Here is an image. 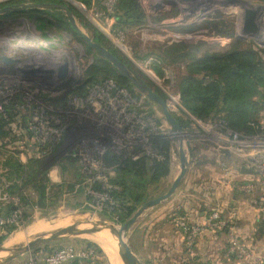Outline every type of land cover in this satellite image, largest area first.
<instances>
[{
    "label": "rangeland",
    "instance_id": "rangeland-1",
    "mask_svg": "<svg viewBox=\"0 0 264 264\" xmlns=\"http://www.w3.org/2000/svg\"><path fill=\"white\" fill-rule=\"evenodd\" d=\"M26 1L27 3H39L37 0ZM116 2L117 0H96L92 1L91 7L88 8L79 0H60V3L73 10V15L84 33L89 34L91 38L94 29L103 34L111 47L141 72L151 82L154 90L167 98V104L174 116L184 122L191 121L192 123L189 127L182 129L184 146L190 163L187 176L170 200L148 211L140 218L143 219L148 213H153L154 218L157 217L159 222L156 223V220H153L147 228H144L145 230H142V232H149V235L146 233L142 235L141 231L137 233L140 229V219L133 231L130 232L131 243L136 255L143 264H255L228 256L231 245L228 234L230 232L245 249L260 255L261 262L258 264H264L262 254L253 250L256 247L264 248V239L251 246L236 229L237 212L228 211V208L224 211V217L228 221L227 232L206 231L196 237L193 245L186 241L181 230V223L202 225L211 210L222 201V197H218V193L221 192L218 189L231 188L229 185H224L226 177L235 181L232 171L246 161L244 156L236 150V146L231 143L232 139L228 135L231 131H225L219 124H211L212 129L206 131L205 127L208 124H203L184 109L176 87V81L186 73L184 66L163 67L153 56L145 60L141 59L145 55L165 47L164 45L171 46L172 43L182 40L189 43H206L204 52H225L230 49L232 41L243 42L257 52H264V0H137L147 21L143 26H132L127 32L122 30V26L114 16ZM20 4H22L20 0H0L2 9ZM250 12L258 17L255 22L258 28L256 35L246 34L247 27L248 29L251 27L249 26L251 25L249 23ZM158 20L161 22H155ZM37 23V21H31L26 17L2 19L0 16V103L6 102L8 105L14 98H21L23 104H17L16 110L20 112V118L25 117L28 120L26 127V123L21 124L20 119L8 127L11 135L0 143V159L4 160L7 152L11 151V153L19 152L20 161L24 163L28 161L26 158L29 149L23 145L24 139L22 138L26 136V133L30 135L28 126L32 117V107L41 102L53 124L60 125L59 128L63 132L60 144L56 146L53 153L43 158L36 153V158H42L40 159L42 161L41 170L47 172L51 184L62 185L64 182H71L70 174L65 175L63 169L64 161L71 157L76 161V167H81L82 170L87 169L88 174L91 175L95 171L101 172L96 179L104 181V173L113 177V172L105 170L103 159L100 164L99 153L104 154L105 152L106 154L110 150L123 156V159H127L130 153L137 151L134 149L138 146H143L149 152L153 147L151 139L157 135H163L173 145L172 168L168 177L161 180L159 184L151 186L150 192H152V199L164 195L178 177L180 163L178 147L170 137V127L164 120L159 107L145 101V98L138 92L136 93L141 96L139 102L129 95V97L131 96V106L127 114H134L137 121L130 120L128 122L117 114L114 116L105 105L97 102L91 103L89 92L85 99H75L74 96L66 94L68 92V88H65L67 83L64 88H61L64 83L58 78H51L50 72L65 62L69 63L70 74L69 78L67 77L65 80L72 81V85L68 84L71 87V92L77 86L84 84L86 72L93 65L97 56L72 33L59 29L56 23L52 22L51 26L48 24L43 28H40ZM226 37H232V40H221ZM21 41L26 43L21 45ZM260 55L264 60V54ZM2 57L17 62L6 66L1 61ZM155 66L161 67L164 77H160L154 72L153 67ZM28 76L36 81L33 84L32 81L28 82ZM92 88L98 89L97 92L101 95H103L102 90L108 91L106 86L97 85ZM64 93L67 95L64 97H67L66 106L56 108L47 102L49 99H60ZM262 114L260 123L263 120ZM138 117L141 120L139 123H144L149 127L153 124L159 129L158 132L151 128V130L148 129L151 131L149 138L148 135H143L140 132ZM231 134H237L243 140L246 137H251L264 142V130L262 129L260 134L254 136L236 132H231ZM230 152L233 153L232 157H227L226 161H222L226 153ZM247 152L248 150H245V154ZM5 170L7 169L0 164L1 177H6V172H1ZM226 172H229L227 176ZM3 182L5 183V181ZM2 189L4 187L0 190ZM258 195H264V191ZM13 197L19 200L21 216L13 224L16 230L10 234L0 248L30 241L28 239L30 235L25 236L24 232L38 220L56 225L52 226L48 232L58 229L57 226L62 228L73 225L74 223L71 222L73 215L79 214L94 217L97 221L116 223L118 227L122 226L109 218L111 211L105 209V204L103 205L105 198L101 195L96 196L99 199L98 203L90 205L91 210L88 211L73 209L78 200L69 194L54 198L52 202L49 201L48 208H45L44 211H41L37 206H34L33 210L26 208L35 202V195L30 187L23 188L21 195ZM22 198L26 199L28 205L22 203ZM246 198L250 204L249 197L246 196ZM87 207L88 204L83 206V208ZM251 207L258 214V209L253 205ZM184 209H191L192 217H187L189 215H185L186 213L183 215ZM27 210L32 213L29 219L24 218V213ZM201 214H204V217L200 219ZM83 226L79 227L82 231L86 230ZM239 227L240 225L237 226V228ZM16 235L23 237L22 241L12 242ZM83 236L70 237L53 243L42 248L41 253L49 254L67 248L81 250L86 243H93L101 251V259L104 264H111L107 252L97 243L89 241ZM115 243L114 241L111 244L112 248ZM252 247L254 248L251 249ZM36 254V252L26 254L9 264H28L30 259L37 257Z\"/></svg>",
    "mask_w": 264,
    "mask_h": 264
},
{
    "label": "trees",
    "instance_id": "trees-1",
    "mask_svg": "<svg viewBox=\"0 0 264 264\" xmlns=\"http://www.w3.org/2000/svg\"><path fill=\"white\" fill-rule=\"evenodd\" d=\"M20 1L22 4L27 3L26 0ZM37 1L41 4H62L60 0ZM79 1L89 8L92 5V1L96 0ZM116 3L114 16L120 26H122V30L127 32L132 26H143L146 23L147 19L140 10L137 0H117ZM1 7L0 9H2ZM70 11L73 13V10L70 9ZM11 17H26L31 21L35 20L40 28L48 24V26H51L52 22H54L59 29L72 33L75 38L88 47L74 31L67 18L60 12L26 10L1 16L2 19ZM155 22L160 23L161 20ZM85 27L87 26L85 25ZM92 39L133 69L152 88L151 82L141 72L136 70L128 60L123 59L116 49L111 47L108 39L103 34L94 29ZM221 40L230 41L232 37L222 38ZM164 46L141 59L145 60L153 56L159 61V65L163 67L184 66L186 73L176 81V87L184 109L191 116L203 124H221L231 132L246 136H254L261 133L259 125L260 115L264 113V60L260 54H264L263 51L257 52L252 47L246 46L239 41H232L230 49L225 52H204L206 43H189L185 40L172 43L171 46ZM88 49L91 50L89 47ZM96 56L95 62L86 72L84 84L77 86L69 95L85 99L90 88L101 85L106 81H113L119 89L128 91L135 101L139 102L141 96L136 93L137 91L131 83L121 77L107 61L98 55ZM160 66L153 67L154 72L160 77H164V71ZM154 91L167 102L165 96L156 90ZM66 99L67 97H61L58 100L49 99L47 102L58 108L66 106ZM144 100L146 101L147 99ZM147 102L149 101L147 100ZM17 104H23L19 97L14 98L6 105L4 114H0V143L11 135L8 127L16 123V120L20 119L21 124L28 122L27 118H20V112L16 110ZM174 117L181 129H185V127H189L192 124L191 121L184 122L176 116ZM27 125L26 123L25 127ZM25 135L22 138L24 139L23 145L29 149V152L41 154L32 139L31 133L30 135L27 133ZM13 141H16V139H13ZM151 144L154 156L142 151H135L130 153L127 159H123V156L117 155L110 150L107 151L103 157V167L105 170L113 172V177L104 173L108 181L107 185L101 182L92 183L94 177L85 174L81 167H76V161L72 157L64 161L65 165H63L65 166L63 168L64 173H66L65 175L70 174L71 182L54 185L51 184L47 172L41 170L42 161L39 158L28 152L27 164H23L18 158L19 152L11 153L12 156L8 157L4 163V168L7 169L6 178L8 182L12 183L7 191L10 195L19 196L23 188L30 187L35 195V202L30 207L26 206V208L33 210L34 206H37L41 211L48 208V203L49 201L52 202V199L60 198L62 195L67 194L76 197L78 200L73 209L91 210L90 205L97 203L95 198L89 194V191H92L108 197L109 200L105 204V209L111 211L109 218L123 225L144 203L152 200L151 186L159 184L161 180L170 175L172 168V142L163 135H157L151 139ZM133 157H137V159L134 160ZM22 203L28 205L25 198H22ZM85 204H88L87 208H83ZM14 210L15 208L12 205L9 206L5 216L11 215ZM31 216L32 213L28 212V210L24 213L25 219H29ZM15 230L16 227L14 225L0 227V246ZM223 232L225 233L227 230ZM87 249H94L99 257L102 255L101 251L93 243H86L83 250ZM40 251L42 249L36 251V253ZM52 253L50 252L49 254ZM97 264H104V262L98 258Z\"/></svg>",
    "mask_w": 264,
    "mask_h": 264
},
{
    "label": "built area",
    "instance_id": "built-area-1",
    "mask_svg": "<svg viewBox=\"0 0 264 264\" xmlns=\"http://www.w3.org/2000/svg\"><path fill=\"white\" fill-rule=\"evenodd\" d=\"M9 65L10 64H7L6 66ZM25 73H24V77H25ZM29 77L30 76H28L27 78ZM65 79H67V77ZM28 80H29L28 82L32 81V84L34 81H36L30 78ZM66 81L68 80H61V82L63 83H65ZM98 86H102V87L106 86L108 87V91L105 92L102 90L103 95H101L100 93L97 92L98 89L95 90L94 88H92L89 91V99L91 103L97 102V103H101L102 105H105L107 108H109L112 111L114 116L115 114H117L119 117L124 118V120L128 122H130V120H136L135 118L136 116L134 114H130V113L127 114L128 109L130 110V106H131V102H130L131 96L129 97V95L131 94L128 91L124 89H119L116 83H114L113 81H106ZM63 95L64 94H62V96ZM74 98L76 99L78 97L74 96ZM95 103H93V105ZM6 105H7L6 102L4 104L0 103V114H4V107ZM262 118H263L262 123H260L261 126L259 125L260 130L261 129L264 130V114H262ZM139 120L140 118L138 117V123L141 121ZM139 124L141 128L140 132L143 135L145 134L148 135V138L150 137L149 134L151 133L150 131L151 128L155 132H158L159 130L153 124L150 125V127L145 125L144 123H139ZM221 126L225 131L228 130L223 125ZM59 127L60 125L53 124L52 119L48 117L46 113V109L44 108L41 102L39 104H35L32 107V117L29 124V132L31 133L35 145L38 147V150L41 153L39 154L40 157L43 158L45 156H49L51 153H53L55 147L58 144H60L59 142L62 139L63 132L60 130ZM211 129H212L211 125H207V127H205L206 131H209ZM228 135L232 139L231 143H233L236 146V150L240 152L242 156H244V159L247 164L246 165L247 169L251 171L256 176L257 179L244 181V182H237L229 178L227 179L226 177L224 185H229L237 193L249 197L250 204L258 209L259 219L264 231V195L262 196L258 195V193L264 191V142L251 137L249 138L246 137L245 140H243L240 139L237 134H231V132H229ZM141 143L143 144V142ZM134 150L145 152L146 154L151 156L155 155L152 149L148 152L146 149L143 148V146L141 147L138 146ZM245 150H248L246 154H245ZM104 154L103 153L98 154L99 157L98 161H100V164H101V160L104 157ZM82 158H85V156H82ZM133 159L136 160L137 157H133ZM83 172L89 175L90 177H94L92 183L101 182L104 185H107L108 183L106 177H103L104 181H102L101 179H96L101 172L95 171L91 175L87 173V169L86 170L84 169ZM228 174L229 172L225 173L226 176ZM11 185H12L11 183H6V182L4 183L3 185L4 189H2V196L0 197V202L4 205L13 204L15 210L9 216H5L0 213V227L13 225L14 223L17 222L18 218L20 219L21 216V213L19 211L20 209L18 206L19 200L16 197H13L16 195H10L7 191ZM108 187L110 188V186ZM89 194L92 195L98 203L99 199L96 196H100V195L93 193L92 191H89ZM101 197L105 198L103 205L106 204L107 201L109 200L108 197L104 195H101ZM225 210H226V206L223 204H219L216 208L211 210L208 218L205 220V222L202 225H189V224L186 225L185 223H181V230L185 236L186 241L191 245H193L196 237L200 236L206 231L222 232L226 230L228 227V221L224 217ZM228 234L231 242L230 248L228 250V256H233L234 258L243 261L246 260L248 262H252V263L254 262L255 264L261 262L260 255L253 254L252 252L248 251L242 245H240L239 242H237V240L233 237V235L230 232ZM96 259H97V254L94 249L76 250L73 248H67V249H61L55 251L52 254H47L43 258L34 257L29 260L28 264H82L83 262H87L89 264H95Z\"/></svg>",
    "mask_w": 264,
    "mask_h": 264
},
{
    "label": "water",
    "instance_id": "water-1",
    "mask_svg": "<svg viewBox=\"0 0 264 264\" xmlns=\"http://www.w3.org/2000/svg\"><path fill=\"white\" fill-rule=\"evenodd\" d=\"M189 1V0H183ZM26 10H36V11H57L61 12L65 15L68 22L74 29V31L83 39V41L88 45V47L96 53L99 57L103 58L109 65H111L114 70L123 78L131 83L134 89L141 94L145 99H147L150 103L159 107L164 120L170 127V137L174 144L178 147V158L180 163V173L178 177L172 183L170 189L164 194L157 198H154L150 201L144 203L136 213L127 220L121 227H118L116 223H111L107 221H99L96 223H90L87 220L79 221L74 223L68 227H62L56 229L54 231L43 233L38 235L28 242L19 243L12 247H1L0 248V264H9L18 258L36 252L44 247H47L53 243L60 242L64 239L70 237H81V235L91 233V232H109L113 238L115 239L118 253L124 264H143L138 256L136 255L130 238V232L133 231L134 227L138 224L139 219L148 211L153 210L159 207L164 202L170 200L175 193L180 188L182 182L187 176L189 169V160L186 154L184 139L182 137V129L176 121L174 115L172 114L167 102L158 95L148 84L142 79L133 69L129 66L121 62L116 56H114L108 49H106L101 44L94 42V40L89 36V34L84 33L77 23L73 13L70 11L69 7L65 4H36V3H25L20 5H15L11 7H7L0 10V16L9 15L12 13L23 12ZM258 17L253 13H249V23H251V27H247V33H252V35H256L258 33V28L255 22ZM2 62L7 64H12L13 61L8 58L2 57ZM51 78H56L60 80H65L66 77L70 74L69 63L65 62L62 65L58 66L55 70L51 71ZM28 74V72H27ZM67 83V84H66ZM72 81H66L61 88H68L69 94L70 86ZM242 173L249 174L250 171L245 167L242 169ZM84 216V214H81ZM82 225H91V229L87 231H82L79 229ZM114 246V245H113ZM115 247V246H114Z\"/></svg>",
    "mask_w": 264,
    "mask_h": 264
},
{
    "label": "crops",
    "instance_id": "crops-1",
    "mask_svg": "<svg viewBox=\"0 0 264 264\" xmlns=\"http://www.w3.org/2000/svg\"><path fill=\"white\" fill-rule=\"evenodd\" d=\"M7 153L8 154H7V156L4 159L5 161L3 159H0V164H2L3 166H4V163L6 162V160L8 159V157L12 156L11 151H8ZM29 153L31 155H33L34 157H36V153H34V154L31 153V152H29ZM232 154L233 153H231V152L230 153H226V155L222 158V161H226L225 159L227 157L231 158ZM27 156H28V154H27ZM23 157H24V155H23ZM18 158H19V156H18ZM26 159H28V157ZM19 160H21V159L19 158ZM21 163L27 164V162L24 163L23 161H21ZM246 165H247L246 163H243L238 168H234L235 170L232 171L233 172L232 175H233V179H235V181L244 182V181H250V180H256L257 179L256 176L251 171H250L249 174L242 173V169L244 167L247 169ZM5 171H1V172L5 173ZM6 175H7V173H6ZM0 181H1V185H3V183H4L3 181H5L6 183L8 182L7 178L4 177V176L1 177V175H0ZM8 183H10V182H8ZM1 185H0V187H2ZM218 191H221L220 193H218V197L219 198L222 197L221 198L222 201H221L220 204L225 205L226 208H228V211L237 212V214H238V222H237V225H236V229H237V231H239L240 235H242L241 237L246 239V241L248 243H250L251 246H252V244H256L259 240L262 241L264 239V231H263V228H262V226L260 224L259 216H258L257 212L254 210V208L251 207V205L249 204V201L246 198V196H244V195H242L240 193H237L233 189L227 188V187L226 188L223 187L222 189H218ZM1 196H2V190H0V197ZM227 198H229V199H227ZM11 205L12 204H5L4 205V204H2L0 202V213L2 215H6L7 209ZM183 211H184L183 215L186 213L185 215H189L187 217H192V213L193 212L191 211V209L190 210L184 209ZM203 217H204V214H201L200 215V219L203 218ZM153 220H156V223L159 222V221H157V217L154 218L153 213H148L146 215V217H143V219H140V221H139V223H140L139 224V228L140 229H138L139 233L141 231V234L145 235L146 231L142 232V230H145L144 228H147L148 224H150ZM238 225H240L239 228H237ZM146 234L149 235V232H147ZM253 248L254 247H252L251 249H253ZM83 249H85V246H84ZM83 249H81V250H83ZM253 250L259 251L258 253H261L262 256L264 257V248L259 247V249H258L256 247ZM41 252L42 251L37 253L36 256L37 257L41 256L39 258H43L45 255H47V254H44V253H41ZM39 254H41V255H39ZM98 258H99V260L101 259V257H99L97 255V259H96V263L95 264H97ZM14 264H21V263H14ZM82 264H89V263L83 262Z\"/></svg>",
    "mask_w": 264,
    "mask_h": 264
},
{
    "label": "bare ground",
    "instance_id": "bare-ground-1",
    "mask_svg": "<svg viewBox=\"0 0 264 264\" xmlns=\"http://www.w3.org/2000/svg\"><path fill=\"white\" fill-rule=\"evenodd\" d=\"M20 43H21V45L22 44L24 45V43H26V42L21 41ZM84 220H87L90 223L99 222L94 217L82 216L80 214L79 215H73L71 222L76 223V222L84 221ZM54 222H55V220H54ZM54 225L55 224L47 223L44 220H40V221L38 220V221H35L33 224H31L26 229V232H24V231L23 232L25 233V236L28 235V234L30 235V238H28V239H32V238H34V237H36L38 235H41L43 233H47L51 229V227L54 226ZM57 227L59 229V226H57ZM84 227L86 229L84 231H87V230L91 229V225H84L83 228ZM19 235H20V233H19ZM19 235L14 236V238L12 239L13 240L12 242H20V241H22L23 237L21 238V236H19ZM81 236H83V235H81ZM83 237L85 239L89 240V241L97 243L102 249H104L107 252V255L109 256V260H110L111 264H123V262L121 260V257H120V255L118 253L116 243H115V247L112 248L111 244L115 241V239L113 238V236L109 232H107V231L91 232V233L84 234ZM9 244H10V242H9ZM15 245H17V244H14V245L11 244V246H9V247H12V246H15Z\"/></svg>",
    "mask_w": 264,
    "mask_h": 264
},
{
    "label": "flooded vegetation",
    "instance_id": "flooded-vegetation-1",
    "mask_svg": "<svg viewBox=\"0 0 264 264\" xmlns=\"http://www.w3.org/2000/svg\"><path fill=\"white\" fill-rule=\"evenodd\" d=\"M65 96H67V95H65V93H64L63 97H65Z\"/></svg>",
    "mask_w": 264,
    "mask_h": 264
}]
</instances>
